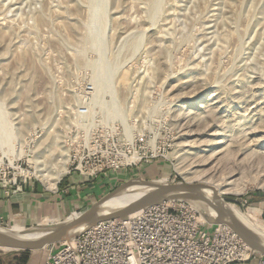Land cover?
<instances>
[{
  "label": "rangeland",
  "instance_id": "374dc122",
  "mask_svg": "<svg viewBox=\"0 0 264 264\" xmlns=\"http://www.w3.org/2000/svg\"><path fill=\"white\" fill-rule=\"evenodd\" d=\"M202 87L208 110L186 114L180 97ZM79 97H93L92 116L75 115ZM91 121L140 136L152 157L118 171L144 165L149 175L103 169L89 183L112 175L107 191L77 211L0 227L66 220L129 179L200 183L184 169L241 170L263 157L248 140L264 126V0H0V183L20 174L65 193L69 179L87 184L74 158ZM236 172L241 191L224 201L264 222V163ZM39 174L58 177L56 188ZM51 248H0V264H44Z\"/></svg>",
  "mask_w": 264,
  "mask_h": 264
},
{
  "label": "built area",
  "instance_id": "2783aa9c",
  "mask_svg": "<svg viewBox=\"0 0 264 264\" xmlns=\"http://www.w3.org/2000/svg\"><path fill=\"white\" fill-rule=\"evenodd\" d=\"M79 97L75 115L92 116L90 100ZM88 101V102H87ZM90 101V102H89ZM92 123L82 129L76 156L87 179L103 169L112 171L148 162L140 136L117 137L110 126ZM152 152V151H151ZM89 166L86 170L82 167ZM21 172V171H20ZM22 173V172H21ZM105 174V173H103ZM27 177L1 180L2 187H20ZM264 264L227 225L208 223L187 201L171 200L148 206L126 218L98 222L70 240L52 244L44 264Z\"/></svg>",
  "mask_w": 264,
  "mask_h": 264
},
{
  "label": "water",
  "instance_id": "95a60500",
  "mask_svg": "<svg viewBox=\"0 0 264 264\" xmlns=\"http://www.w3.org/2000/svg\"><path fill=\"white\" fill-rule=\"evenodd\" d=\"M140 181L150 189L138 198L132 200L126 205L107 213H98L97 208L106 200L112 198L117 192ZM210 189L212 197L206 198L202 191ZM171 200H184L193 205L190 201H198L208 205L214 212V217L201 211L196 207L200 215L211 224L227 225L252 251L264 255V246L256 241L248 228L244 226L226 207L224 198L214 189L202 183H190L186 181L170 180H144L129 179L101 197L97 202L88 205L84 210L77 213L73 218H67L63 221L50 223L44 227L27 230L28 232H43L40 237L34 239L12 237L0 230V248L11 250H38L47 245L58 243L64 240H70L76 237L80 232L90 226L105 220L116 218H126L148 206L156 205Z\"/></svg>",
  "mask_w": 264,
  "mask_h": 264
},
{
  "label": "bare ground",
  "instance_id": "6f19581e",
  "mask_svg": "<svg viewBox=\"0 0 264 264\" xmlns=\"http://www.w3.org/2000/svg\"><path fill=\"white\" fill-rule=\"evenodd\" d=\"M204 92L205 90L202 87L194 91L190 95H187L185 97H180L179 99L180 102L188 103L187 105L183 106L184 108L183 110L187 112L186 114L200 109H202L203 112L208 110V104L204 102V99H202V95L204 94ZM209 98L210 97H208V99ZM255 134L256 136L248 140L249 141L248 143H251L250 145L258 148L256 153L262 155L263 157L261 158L264 159V126L258 129ZM200 145L202 144L198 143L196 146H200ZM211 155H207L204 162H209V160L211 161V159H213V156ZM261 158H254L253 156H250L243 159V162L245 161L244 162L245 165L242 166L241 170L239 167L240 164L239 162H237L236 163L237 167L233 166L235 168L227 164H223L221 165V168H219V170L214 169L209 173L204 170L184 169V174L192 175L191 176L192 178H189L192 180L189 181H198L208 187H211L212 189L216 190L221 196L223 193H239L241 191L240 190L241 188L239 187L240 182L238 181L240 180L235 177L237 175L236 171H239V173H243V169L247 167L248 168L260 167L261 163L262 164L264 163ZM39 176L44 178V180H46V182L48 183L47 185L52 187L51 189L56 188L55 185L57 184L58 177L50 179L46 177L45 174H39ZM149 189L150 188L148 186H145L142 184V182L137 181L134 184L126 187L125 189L117 192L112 198L103 202L101 205H99L97 211L98 213L102 214L118 209L126 205L127 203L131 202L132 200L138 198L143 193L147 192ZM202 193L206 198L210 199L212 197V191L210 189H205L204 191H202ZM190 202L193 204L192 205L193 207H200L201 211L210 215L211 217H214V212L205 203L198 201H190ZM226 207L244 226L248 228L250 233L253 235L254 239L264 246V222L261 221V219L258 217V215L260 214V210L255 208L251 210L242 211L238 207L230 203H226ZM21 229H22L21 227L16 225L11 226L10 228L7 229L0 227V230L16 238L34 239L40 237L43 234V232H39V231L22 233Z\"/></svg>",
  "mask_w": 264,
  "mask_h": 264
},
{
  "label": "crops",
  "instance_id": "0c3cea01",
  "mask_svg": "<svg viewBox=\"0 0 264 264\" xmlns=\"http://www.w3.org/2000/svg\"><path fill=\"white\" fill-rule=\"evenodd\" d=\"M148 168L141 165L129 172L125 170V172L118 171L115 174L116 178L123 173L129 177L133 175L134 171H137L139 175L145 177L150 173ZM101 175L98 180L102 178V184L98 183V185L89 183L97 181L96 179L81 178L83 179L81 183H87L81 185V188L73 186V182L69 179L66 183L69 186L66 193L64 191L48 192L29 182L20 187H2L0 185V223L14 222L23 227L37 224L41 219L59 220L66 213L75 212L80 206L86 205V201L94 195L107 191L106 185L109 184L107 179H110L112 175Z\"/></svg>",
  "mask_w": 264,
  "mask_h": 264
},
{
  "label": "trees",
  "instance_id": "16d2710c",
  "mask_svg": "<svg viewBox=\"0 0 264 264\" xmlns=\"http://www.w3.org/2000/svg\"><path fill=\"white\" fill-rule=\"evenodd\" d=\"M264 210V209H263ZM263 216H264V213H263Z\"/></svg>",
  "mask_w": 264,
  "mask_h": 264
},
{
  "label": "flooded vegetation",
  "instance_id": "af4514ba",
  "mask_svg": "<svg viewBox=\"0 0 264 264\" xmlns=\"http://www.w3.org/2000/svg\"><path fill=\"white\" fill-rule=\"evenodd\" d=\"M264 203V202H263Z\"/></svg>",
  "mask_w": 264,
  "mask_h": 264
}]
</instances>
